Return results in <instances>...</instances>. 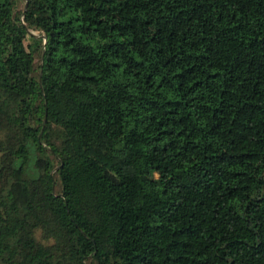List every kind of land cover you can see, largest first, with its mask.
Returning <instances> with one entry per match:
<instances>
[{
    "label": "trees",
    "instance_id": "trees-1",
    "mask_svg": "<svg viewBox=\"0 0 264 264\" xmlns=\"http://www.w3.org/2000/svg\"><path fill=\"white\" fill-rule=\"evenodd\" d=\"M0 264H264V0H0Z\"/></svg>",
    "mask_w": 264,
    "mask_h": 264
},
{
    "label": "water",
    "instance_id": "water-1",
    "mask_svg": "<svg viewBox=\"0 0 264 264\" xmlns=\"http://www.w3.org/2000/svg\"><path fill=\"white\" fill-rule=\"evenodd\" d=\"M31 35L35 36L34 34H31Z\"/></svg>",
    "mask_w": 264,
    "mask_h": 264
},
{
    "label": "rangeland",
    "instance_id": "rangeland-1",
    "mask_svg": "<svg viewBox=\"0 0 264 264\" xmlns=\"http://www.w3.org/2000/svg\"><path fill=\"white\" fill-rule=\"evenodd\" d=\"M37 33H35V35H36Z\"/></svg>",
    "mask_w": 264,
    "mask_h": 264
}]
</instances>
